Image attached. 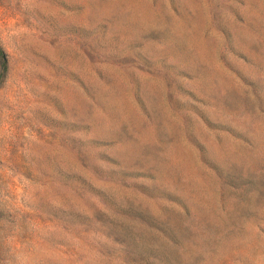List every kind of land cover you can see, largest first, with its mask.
Masks as SVG:
<instances>
[{
    "label": "rangeland",
    "instance_id": "obj_1",
    "mask_svg": "<svg viewBox=\"0 0 264 264\" xmlns=\"http://www.w3.org/2000/svg\"><path fill=\"white\" fill-rule=\"evenodd\" d=\"M0 52V264H264V0H0Z\"/></svg>",
    "mask_w": 264,
    "mask_h": 264
},
{
    "label": "trees",
    "instance_id": "obj_2",
    "mask_svg": "<svg viewBox=\"0 0 264 264\" xmlns=\"http://www.w3.org/2000/svg\"><path fill=\"white\" fill-rule=\"evenodd\" d=\"M151 223H153V224H151V227L149 226L150 223L147 222L146 220L143 223H140V226H141L140 230L149 229V228L162 229V228L166 227L165 222H162V221H155V222H151ZM117 225H118V227H115V230L122 232L123 235H126L127 238L130 239V241L134 239L135 233H137L138 230H134L133 226L131 224L121 223V224H117Z\"/></svg>",
    "mask_w": 264,
    "mask_h": 264
}]
</instances>
